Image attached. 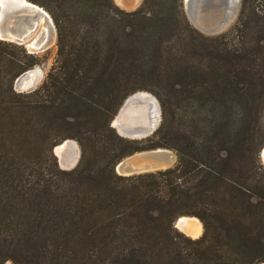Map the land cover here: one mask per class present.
<instances>
[{"label":"trees","instance_id":"1","mask_svg":"<svg viewBox=\"0 0 264 264\" xmlns=\"http://www.w3.org/2000/svg\"><path fill=\"white\" fill-rule=\"evenodd\" d=\"M28 1L53 19L57 59L40 86L16 91L39 57L0 40V264H264V139L252 154L257 107L237 110L247 91L264 94L253 66L264 0H240L231 31L241 47L196 30L181 0L131 11L113 0ZM145 90L159 124L123 137L114 116ZM69 138L79 157L63 169L53 148ZM158 147L173 149L175 164L115 172ZM182 215L199 219L198 237L175 227Z\"/></svg>","mask_w":264,"mask_h":264},{"label":"rangeland","instance_id":"2","mask_svg":"<svg viewBox=\"0 0 264 264\" xmlns=\"http://www.w3.org/2000/svg\"><path fill=\"white\" fill-rule=\"evenodd\" d=\"M113 1H114V3L119 8L124 9V10H127V11H131V10H134V9L138 8L141 5V3H142V0H138V2H136V3H133L134 0H132V2H131L130 5H133V6L124 7L122 5H119V3H118L117 0H113ZM228 1L229 0H226L225 4L223 6H220V1L216 2L215 5H214L215 7L212 8L213 11H207L206 10V11L200 12L199 17L201 18V20L204 21V20L208 19L207 20V27H212L217 22L220 23V24H223L226 21V18L225 17L227 16V12H228V8H229ZM181 2H182V6H183V9H184V13L186 15V18H187L188 22L196 30H198L199 32H201L202 34H204L206 36H216V35L226 34L227 36H226L225 39H229L228 40L230 42L229 45H232L233 47H241L240 41H239V38H238L237 34H235L234 31H231L232 28H233V25L235 24V21L237 19V16L239 14V10H240V0L238 2V7H237L236 14H235L234 18L232 19V21L227 26H225L224 29H219L221 31L213 32V33H209V32L203 31V30L199 29L193 22H191L190 19H189V17H188V15L186 14V5H187L186 4V1L185 0H181ZM222 7H223V9H222ZM218 14H219V18L217 19ZM203 21H201V25L202 26H200V27L206 29L205 23ZM185 31H186V29H185ZM41 36H42V25H41V22H40L38 24V26L36 27V29L31 33V35H29V37L26 40V42H24L23 44H19L18 42H15V41H12V42L11 41H8V42H10L12 44H15V45H21L28 52L29 51V49L27 48L28 44L31 43L34 40L39 39ZM0 40H2V39H0ZM4 41H7V40H4ZM6 48H7V51L9 53H12V52L13 53H18V50L16 48L10 46V45L7 46ZM36 55L39 57L38 63H36L29 70L21 73L20 75H22V74L23 75L19 79H17V78L20 75L14 80L13 88L16 91H23V92L31 91V90L37 88L38 86H40L41 83L44 81V79L46 77V74L48 73V71L50 70V68L53 66V64H55L56 59H57L56 36L52 39V41L49 43V45L45 49L37 52ZM258 58L259 59L257 61H255L256 63L253 65L254 66V69L257 71L255 73V75H257V76L263 75L264 76V49H262V51H260L258 53ZM145 91H147V90H145ZM147 92L150 93V94H152L157 99V97L152 92H150V91H147ZM253 92L252 91H247L245 94H242V97L241 98L242 99L244 98V103L245 104H241L244 107L239 108L237 110L238 111H249V106L250 105L257 107V110H252V111H254L256 113V114H253V116H252L253 117L252 118V126L254 127L255 132H256L255 133V140H254V148L252 150L253 151L252 154H255L256 153L255 150H256V148H258V145L260 143V140L261 139H264V136L262 135V131H263L262 122H264V113L262 114V111L264 112V94L261 95V96H255ZM259 92H260L259 90L255 91V93H259ZM247 95L254 96V100L250 102V97L248 96L247 97L248 101L246 103V96ZM157 101H158V99H157ZM158 103H159V101H158ZM160 112H161V109H160ZM160 118H161V113H160ZM69 139H70V141H72V142L75 143V145H76V147L78 149V154H79L80 149H79V146H78L77 142L74 139H71V138H69ZM63 143H65V142H63ZM163 148H166V150L169 149V150H171L175 154L174 160L171 163V166H172L176 162V158H177L176 157V153L171 148H168V147H163ZM259 151H260V149H259ZM259 151H258V153H259ZM53 153L55 154L56 151L55 152L53 151ZM57 155H56V159H57V163H58V165H59L60 168H63V169H71L77 163L76 162L72 167H67V166H65L62 163V161L60 159V156L59 155L57 156ZM251 156H253V155H251ZM257 156H259V154H257ZM262 156L263 155H261V157L259 156V160H260V163L262 164V166L264 168V158ZM77 159H78V157H77ZM201 227H202V224H201ZM202 230H201V233H202ZM3 264H12V262L10 260H7Z\"/></svg>","mask_w":264,"mask_h":264},{"label":"bare ground","instance_id":"3","mask_svg":"<svg viewBox=\"0 0 264 264\" xmlns=\"http://www.w3.org/2000/svg\"><path fill=\"white\" fill-rule=\"evenodd\" d=\"M117 1L119 5H122L124 7L133 6L130 5L132 0H117ZM185 1L186 4L189 6V1L192 0H185ZM136 2H138V0H134L133 3ZM225 2L226 0H224L223 3ZM5 3L8 6V9H15L18 7L19 9L22 10L23 9L28 10L32 14H30L24 21L20 22V24L16 27L17 29H12L10 25H7V27L4 29H0V39H6V40L13 39L14 37L12 32L15 33V31L16 32L20 31L21 34L28 33L30 28H32V26L34 25L35 21H33L34 19L32 16L35 14L40 15L39 17L42 25V34L44 36L43 39L45 40L46 38H48L51 31V23L46 13H44L41 9H39V7H37L36 4L29 2L28 0H6ZM237 4H238V0L228 1L229 8H228L227 16L225 15L226 21L223 24L217 22L214 26L207 27L208 19H206L203 21L205 23L206 29L205 28L202 29H204L206 32L208 30L210 32H218L221 31L219 29H224V27L227 26L234 18L237 11ZM188 6H187L188 12L189 14H191V18L193 19L196 26L198 25L199 27L202 26L201 25L202 20L200 21V19H198L196 14L193 16L194 13L193 9L192 8L190 9V7ZM218 18H219V14L217 16V19ZM127 101L128 102H126L124 109H122L121 111V115L118 117L116 116L113 121V125L117 128V130L123 132V129L125 127L122 124L123 122L134 124L140 128H151L158 122L159 114L157 108V101L152 94L144 91L138 92L132 95L131 97H129ZM120 118L121 120H119ZM54 151H56V153L60 156L62 163L67 167H72L77 161L78 149L75 143L70 140L65 141V143L57 146ZM158 151H159L158 154L167 157L169 160H172L173 155L170 150L161 148L160 150L158 149ZM261 155H263L262 157L264 158V149ZM180 220H181V225L183 226V229L186 234L190 235L191 237H198L200 235L202 227H201V222L197 218L181 217Z\"/></svg>","mask_w":264,"mask_h":264},{"label":"water","instance_id":"4","mask_svg":"<svg viewBox=\"0 0 264 264\" xmlns=\"http://www.w3.org/2000/svg\"><path fill=\"white\" fill-rule=\"evenodd\" d=\"M5 1L6 0H0V29L6 28L7 25H10L12 27V29H17L16 27L20 24V22L24 21L32 13H30V11L25 10V9H23V10L19 9L18 7L15 9H8V6L6 5ZM218 1H220V6H223L225 4V3H223L224 0H192V1H189V7H190V9L191 8L193 9V12H194L193 16L196 14L198 19H200V21H201V18L199 17L200 12L206 11V10L213 11L212 8L215 7L214 5ZM238 2H239V0H238ZM36 5H37V7H39V9H41L44 13H46V15H47V17L51 23V31L52 32L50 31V35L45 40H43L44 36L42 34V36L39 39L34 40L28 44V46H27V48L29 49L28 52L29 53H35V54L37 52L45 49L49 45V43L52 41V39L56 36V28H55V25H54V22H53L51 15L42 6H40L38 4H36ZM237 7H238V4H237ZM186 14L188 15L190 21L194 23L193 19L191 18V14H189V12H188L187 5H186ZM39 16L40 15H37V14L32 16L34 19L33 21H35V22H34V25L32 26V28H30L28 33H25V34L22 33L21 34L20 31H17V32L15 31V33L12 32L14 38L11 40H7V41H11V42L15 41V42H18L19 44H23L24 42H26L29 35H31V33L36 29L38 24L41 22ZM29 19H31V18H29ZM197 27L199 29L205 31L204 29L200 28L199 25ZM12 31H14V30H12ZM207 32L213 33V32H210L209 30ZM2 40H6V39H2ZM22 75H20L17 79H19ZM127 100H128V97L124 100V102L120 106V108L117 111V114L114 116V118L116 116L118 117L121 115L122 109H124L126 102H128ZM156 101H157V99H156ZM157 108H158L159 120L151 128H140L134 124L121 122L123 124V126H125V127L123 129V132H120L112 124V122H111V124L117 130V132L123 137L132 138V139H140V138L147 137L148 135L153 133V131L156 129V127L158 126V123L160 121V113L161 112H160V106H159L158 101H157ZM119 120H121V118ZM158 149L160 150L161 148L158 147V148H153V149L140 150V151L133 152L132 154H129V155L123 157L121 160H119L115 164V166H114L115 172L119 175H133V174H138V173H143V172H147V171H153V170L164 169V168L170 167L171 163L174 160L175 154L170 150L172 152L173 158H172V160H169L167 157L158 154L159 153ZM163 149H166V148H163ZM53 151H54V148H53ZM55 154L57 155V153H55ZM78 157H79V154H78ZM181 217H194V216L182 215V216H178L176 218V220L174 222L175 227L178 228L183 233H185L183 226L181 225V220H180ZM186 235H188V234H186Z\"/></svg>","mask_w":264,"mask_h":264}]
</instances>
